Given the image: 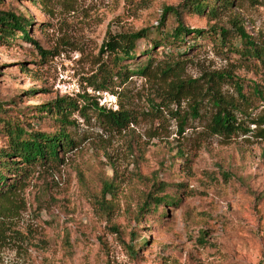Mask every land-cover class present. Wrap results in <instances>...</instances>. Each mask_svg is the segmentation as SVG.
I'll return each mask as SVG.
<instances>
[{
    "label": "rangeland",
    "instance_id": "obj_1",
    "mask_svg": "<svg viewBox=\"0 0 264 264\" xmlns=\"http://www.w3.org/2000/svg\"><path fill=\"white\" fill-rule=\"evenodd\" d=\"M183 1L0 0V10L29 21L30 38L0 37V149L5 119L56 130L39 109L56 98L79 108L86 93L130 115L115 127L89 103L70 110L62 125L73 143L59 161L8 173L20 180L0 194V264H264V68L230 49L240 46L238 25L264 45V0H231L214 18L183 10ZM171 7L203 30L196 43L185 35L181 45H153L177 23ZM212 24L226 28L224 39ZM140 28L149 33L127 68L148 51L149 71L92 90L106 34ZM167 61L178 66L161 72ZM215 73L237 78L242 95ZM217 102L234 116L232 133L210 131ZM147 193L175 200L141 213Z\"/></svg>",
    "mask_w": 264,
    "mask_h": 264
},
{
    "label": "trees",
    "instance_id": "obj_2",
    "mask_svg": "<svg viewBox=\"0 0 264 264\" xmlns=\"http://www.w3.org/2000/svg\"><path fill=\"white\" fill-rule=\"evenodd\" d=\"M231 0H184L180 3V7L183 10L191 11L197 15H204L207 18H214L220 8L229 7ZM176 19V25L166 35L161 38H155L153 45L156 43H164L167 38L172 42H176L177 45L183 43L185 35H189L191 39L196 43L198 38H201L202 29L200 28H189L186 27L180 20V10L175 7L170 8ZM28 25L29 21L24 18L21 14H16L10 10H0V37H7L12 34L17 35L21 39L30 40L28 36ZM213 33H217L221 36L220 39H224L226 36V28L222 26L210 25L209 27ZM149 31L146 28H140L135 31L129 32H117L114 34H106L104 39L99 45V53L104 57L103 60L99 61L98 69L100 75H94V80L89 84L91 89L94 91H101L107 88V83L112 81L113 76L119 77L122 75L121 81L125 80L128 74H140L144 75L149 71L151 65V56H148V51L143 61L137 60L134 63V70H128L127 65L137 57L136 45L137 40L145 38ZM236 35L240 39V46H230V49L244 59L255 60L259 67L264 68V45L254 42L238 25L235 30ZM196 39V40H195ZM222 42V40H221ZM31 43L40 51L37 43L31 40ZM170 43V42H169ZM191 45L187 46L183 52L190 49ZM177 54V53H175ZM177 62L167 61L163 63L160 68L161 72H169L172 68L178 66ZM213 76V74H211ZM209 77V84L212 85L210 93H216L214 88L216 81ZM215 78L228 76L233 82L234 87L237 89V93L242 95L240 90L241 84L238 83L237 78H233L231 75L215 73ZM88 96L84 93L81 98L85 100V104L77 107L73 100L68 97L56 98L50 102L43 103L39 109H44L49 112L50 115L59 123L57 129L53 132H40L32 129L24 128L18 121L5 119L1 124L2 132L6 139L5 147L0 149V194L10 191L16 183L20 180L17 175H23L29 166L33 164H43L58 162L60 157L58 151H66L72 147V138L65 131L62 124H69L66 115L70 110L81 111L85 108V105L89 103L91 108L96 111V114L107 121L109 124L115 127H124L130 120V115L127 110L122 108L111 109L109 107L97 105L96 100L87 99ZM224 104H230L228 100H222ZM218 102L216 103V105ZM218 106L216 112L211 116L210 119V131L217 134H229L234 131L236 125L234 124V116L225 109L223 106ZM39 111V110H38ZM8 159V160H7ZM20 164L18 167L12 164ZM17 169L19 172L11 181L6 179L8 173ZM162 188H158L161 190ZM147 197H151V200L144 199L140 204L138 211L147 212L156 210L157 206L161 203H172L175 198L168 194H148ZM152 203V206L149 205ZM112 231L116 232L117 229L114 224L111 226Z\"/></svg>",
    "mask_w": 264,
    "mask_h": 264
}]
</instances>
